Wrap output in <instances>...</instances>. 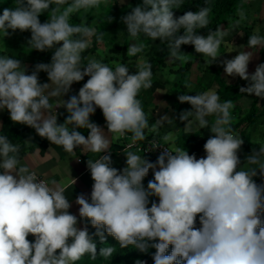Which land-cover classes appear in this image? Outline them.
Returning <instances> with one entry per match:
<instances>
[{"label": "clouds", "instance_id": "obj_1", "mask_svg": "<svg viewBox=\"0 0 264 264\" xmlns=\"http://www.w3.org/2000/svg\"><path fill=\"white\" fill-rule=\"evenodd\" d=\"M101 2L15 0L14 7L3 10V38L10 35L9 29L30 31L28 47L55 51L50 63H38L31 74L21 60L0 56V110L6 109L11 121L35 129L40 137L62 146L67 153L78 147L85 154L109 152L87 161L94 181L91 202L84 194L76 198L79 217L96 229L94 235L101 243L106 232L122 249L132 246L147 252L155 248L154 264H264V184L258 185L253 179L257 170L264 176V143L253 149L241 167L238 151L244 140L231 127V100L220 102L215 90L178 96L181 103L191 105V110L179 114L184 128H209L214 134L203 146L205 157L197 159L183 147L164 148L153 163L125 149L126 167H112L111 138L90 122L97 107L102 110L108 133L124 136L130 132L132 144L147 139L146 129L155 133L165 123L174 125V118L163 115L149 125V117L137 99L141 89L152 87V65L147 60L137 65L135 74H129L126 65L113 68L95 57L82 56L91 46V38L95 35L100 41L104 33L97 35L86 17L79 24L70 23V18L81 10L98 9ZM182 3L143 0L122 17L132 41L127 55L144 51L145 45L139 40L145 36L166 43L173 58L186 59L181 45L191 44L205 57L206 65L216 62L220 45L245 19L244 13L240 12L239 19L228 28L218 26L205 37L196 30L208 27L211 9L203 7L175 17L173 9ZM46 11L49 19L41 23L38 17ZM112 19L106 16L107 22ZM181 29L183 35H178ZM247 48L252 51L244 49L222 61L224 72L249 82L240 88L241 94L264 100V63L258 64L253 74L248 73L256 52L253 50L264 48V36L258 29L250 35ZM41 71L47 73L50 83L39 82ZM86 76L89 79L78 95L62 99L74 82ZM60 107L69 113L63 123H58L55 112ZM211 116L215 120L210 124ZM80 128L90 130L87 138L77 131ZM19 152V144L0 135V264H75L86 254L92 260L97 256L111 258L116 248L106 245L98 253L87 226L77 227V216L68 211L71 204L65 189L56 181L50 185L28 166L20 165ZM150 169L154 179L145 189L142 181ZM150 196L158 197V203L151 201V207ZM29 234L35 237L34 242L27 239ZM170 245L171 253L166 255ZM136 264L146 262L137 260Z\"/></svg>", "mask_w": 264, "mask_h": 264}, {"label": "trees", "instance_id": "obj_2", "mask_svg": "<svg viewBox=\"0 0 264 264\" xmlns=\"http://www.w3.org/2000/svg\"><path fill=\"white\" fill-rule=\"evenodd\" d=\"M129 2L120 4L118 0H110L108 5H103V0L98 9H91L86 12V23L88 26L91 25V22L94 20L95 15L98 14L101 10L104 11V17H98L96 19V24L93 26L96 29L97 35L100 33H104L103 39L98 41L96 36L94 35L92 39L91 46L82 53V56L88 57L89 54H96L100 49L99 46L103 43L107 44L108 42L113 41V39L108 38V34L110 32H115L116 30L121 29L123 21L122 17L125 16L126 12H131L132 8L137 5H142L143 0H128ZM15 6V0H0V15L3 14V10L5 8H12ZM54 7V6H50ZM203 7H209L211 9L209 13L210 23L207 28L197 29L196 34L207 36L210 30L214 31L218 26H223L224 28H228L230 23L235 19H239V13L243 12L245 15V19L247 21L246 26L244 27V32L248 33L252 29V23L255 20L251 0H183V3L180 8L173 9L174 16L179 17L182 16L185 12L192 11L196 12ZM98 10V11H97ZM84 10H81L78 13H74L70 22L72 24H79L81 22V13ZM97 11V13H96ZM96 13V14H95ZM106 16L112 17V21L109 23L106 21ZM38 19L41 23H45L49 19L48 12L42 13ZM251 26V28H250ZM233 30H240L239 26L235 27ZM260 30V35H264V26L258 28ZM241 31V30H240ZM10 35L7 37H0V56H8L10 58L19 59L22 61L23 65L27 68V74H31L32 71L35 70V65L38 63H50L51 57L55 51H45L40 52L37 50H32L27 45V41L31 38L30 31L21 32L20 30H16L12 32L9 29ZM123 42L122 47L120 44H116V48L121 49V52L118 55H110L108 58L103 57L102 62L108 64L114 59L120 58V63L129 67V74H135L137 66H131L127 64V62L132 58H137L141 53H137L135 56L127 55V48L130 44V38L127 34V27L125 26L123 29ZM2 35V34H1ZM178 35H183V29H181ZM158 40V39H157ZM139 42L144 43V45H150L152 40L148 37L141 36ZM59 46V45H58ZM223 44L220 45L219 49H222ZM9 48H12L11 50ZM147 49V48H145ZM194 49V46L189 45H181L182 55L186 57L184 61L180 59H176L170 56L169 49L166 43L159 44L146 56V60L152 65V87L150 89L144 90L141 89L139 92L137 99H139L142 103V108L145 113L149 108L150 112L154 111L156 107H154L153 96L158 92V90H163L165 87V83L170 82L171 87L167 88V92L170 95L176 93L179 95L186 89L190 81L188 79V73L191 72L193 66V59L187 55V53ZM259 52V56L261 57V63H264V48L257 49ZM111 53V50L109 51ZM183 62V65H182ZM221 67L216 68L212 65H207L200 72V75L196 76L194 81V87L189 90L187 95H196L198 93H203L208 90H215L216 93L220 97V102H225L231 100L236 110H241L240 106H237L235 103L239 101L245 94L240 93L241 87H246L248 85V81L241 79L239 76H236V80L234 82H227L223 76H221ZM173 74H179L180 79L178 77H174ZM250 75L252 73H249ZM46 72H39L38 77L43 78L46 77ZM171 78H173L171 80ZM89 77H84V79L80 82H75L77 84V90L83 86L84 83L87 82ZM165 80V82L162 81ZM176 84V86L174 85ZM177 85L179 87L177 88ZM196 90L198 93H196ZM166 92V90L164 91ZM166 92V94H168ZM74 95V94H73ZM165 95V94H164ZM249 95V94H247ZM169 96V95H167ZM252 97L251 109L246 112L245 115L239 117L234 122H231V127L235 134H238L244 140V150L239 156L241 163H244L246 157L251 155L253 149L258 148L260 145V141L253 140L252 135L248 136L246 134V130L250 126L253 128H258V124L264 123V100L256 97L254 94L249 95ZM258 102L260 104H258ZM234 109V108H233ZM239 115V114H238ZM248 128H245V126ZM246 126V127H247ZM242 127V128H241ZM27 128H17L15 127L9 120V112L5 110V114L3 117L2 125L0 126V135H5L9 138L11 142L19 141L23 142L26 137ZM264 136V134H262ZM205 143L199 142L196 144L197 149L204 148ZM153 158V157H152ZM144 188L147 189V186L143 184ZM149 207H151V201H156L158 203V197L150 196L149 197ZM198 217V216H197ZM261 219L264 220V215L261 216ZM197 224V221H196ZM195 226L197 227V225ZM88 232L90 235H93V240L97 245V252L99 253V249L104 246H112L116 248L113 256L107 260L104 258L97 256L95 260H92L89 255H85L81 258V260L76 261L75 264H136L137 260H141L146 262V264H154L153 255L156 251L155 248H149L147 252H141L138 249L129 246L127 248H120L118 242L106 232L104 233L106 239L103 243H101L100 238L95 236L94 233L96 229L89 224L87 226ZM71 242V239L69 240ZM172 250V246H169L166 255L170 254ZM59 250H57L58 254Z\"/></svg>", "mask_w": 264, "mask_h": 264}, {"label": "crops", "instance_id": "obj_3", "mask_svg": "<svg viewBox=\"0 0 264 264\" xmlns=\"http://www.w3.org/2000/svg\"><path fill=\"white\" fill-rule=\"evenodd\" d=\"M261 17L260 20H262ZM258 20L255 18L254 22ZM260 25V24H259ZM261 26H264L261 24ZM258 29V28H254ZM260 33V30H259ZM264 36V35H262ZM261 64V62H260ZM252 73L253 72H248ZM39 82L43 83H50L48 76L39 78ZM166 84V83H165ZM171 87V86H170ZM164 90V89H163ZM163 90H158L157 93L162 95V99L159 101L156 100V94L153 96L154 102V111L150 112L149 108L146 114L149 117V125L152 126L156 123V120L159 119L163 115H168L171 118H174V125H168L167 123L163 124L162 126H158V129L155 133H149L148 130H145V134L147 137H156L162 141L161 138L167 136V139L164 138L165 143L169 144L170 147L174 150L176 147H183L185 150L188 151L189 154H196L200 158L205 157L206 153L204 148L197 149L196 144L199 142L206 143L207 139L210 138L213 133H211L209 128L198 129L195 126L189 131L184 128L185 123L179 120V114L185 110H191V105L187 102L181 103L179 100L177 101L179 107L177 108L172 100V95L166 94ZM77 84L74 82L71 85L70 91L62 97L64 100H68L73 94L78 95ZM205 92V91H204ZM165 94V95H164ZM187 94L184 92L180 93L178 96ZM169 95V96H167ZM247 95V94H245ZM242 99V98H241ZM241 99L237 101L235 104L240 106L245 112L235 116V120L239 117L246 114L251 109L252 98L251 101L248 103H240ZM244 105V106H243ZM5 110H0V126L2 124L1 120L4 117ZM57 113V120L58 123H63L66 117L69 115L66 108L60 107L55 109ZM231 116H234L231 115ZM191 119V118H190ZM10 122L17 128H27L26 137L23 142L14 141L12 143L20 145V152H19V160L20 165H26L29 167L31 171H34L42 180L49 182L51 185L52 181H56L59 187L65 189L64 194L66 198L69 200L71 207L69 208V212L73 215L77 216V227L84 228L90 224L87 220H82L79 217V205L76 203V198L80 194H84L85 197L90 201V195L92 191V186L94 181L91 178L90 170L87 167L88 159H98L100 155L109 154V152L105 153H83L81 148L74 149L73 153H67L63 150L62 146H56L51 144L46 138L40 137L35 129L19 123H14L10 119ZM90 122L96 123L100 126L106 135L111 138L110 144V155L112 159V167H115L118 170H122L126 167V155L124 154V150L120 145V138L118 134H110L108 133L107 125L105 118L103 116L102 110L98 107L96 108L94 114L90 116ZM231 122H234L233 120ZM235 123V122H234ZM247 126V125H246ZM245 128H248V126ZM242 128V127H241ZM82 135L86 138L89 134V129H77ZM257 132V133H256ZM259 132V135H258ZM130 133V132H129ZM249 133V134H248ZM246 134L251 136L253 140H258L261 143H264V123L258 124V128H253L250 126L246 130ZM260 137L262 139H260ZM28 141V142H25ZM244 150V144L241 146L240 150L238 151V156ZM135 152L138 155L143 156L145 159L149 160L150 162L155 163L157 159L154 157H147L135 150H129ZM245 163V162H244ZM241 163V167L244 165ZM19 166V165H18ZM158 170V168H157ZM72 179L76 180V183L72 184ZM154 179L153 170H149L147 176L144 178L142 183L147 186L150 180ZM258 185L264 184V176L259 181H256ZM199 217V216H198ZM30 242H34L35 237L31 234L27 237Z\"/></svg>", "mask_w": 264, "mask_h": 264}, {"label": "rangeland", "instance_id": "obj_4", "mask_svg": "<svg viewBox=\"0 0 264 264\" xmlns=\"http://www.w3.org/2000/svg\"><path fill=\"white\" fill-rule=\"evenodd\" d=\"M109 2H110V0H103V5H108ZM118 2L120 4H122V3L129 2V1L128 0H118ZM251 4H252V11H253L254 17L258 20L257 22L252 23L253 24L252 25V29H249L251 31V33L250 32H248V33L244 32L243 29H244V27L247 24L246 19H244L241 22V24L239 25V28H240L241 31L240 30L230 31V34L227 37H225L224 42H222L223 46H222V49H219L220 55L218 56L216 62L211 64L212 66H214L216 68L217 67L218 68L221 67V69H220L221 70L220 71L221 72V76H223L227 82H234L236 80V76L235 77L228 76L224 72V66L222 64V61L234 58L236 55L239 54V51H243L244 49L246 51H252L251 49L247 48V42L249 40V37H250L251 34H253L256 31V29H254V28H261V24L264 25V18H262V20H260L261 17H264V0H251ZM97 11H96V13H97ZM128 13L129 12H126L125 16ZM85 14H86V12H84V11L81 13L82 19L85 18ZM98 17L99 18L100 17L103 18L104 17V11L101 10L98 14L95 15V18L91 22L90 27H93L96 24V19ZM125 26H126L125 24H122L121 29L116 30L115 32H110L108 34V38L109 39H113V41L108 42L107 44H105V43L101 44L99 46L100 50L96 54H89L88 57H95L97 60H102L103 57H107L108 58L110 55H118L121 52V49L116 48V44H120V47H122L123 35H124L122 33H123V29H124ZM250 28H251V26H250ZM241 33H243V36L240 35ZM1 36L2 35L0 34V37ZM129 42L131 43L132 41L130 40ZM159 42H161V41L158 39V40L152 41L150 45H147V46L145 45V48H147V49L144 48V51L141 52L139 57L130 59L127 62V64L136 67L138 64H140L143 61H145L146 60V56H148L150 51H152L159 44ZM240 46H244V47H240ZM9 49L11 50L12 48H9ZM51 50L53 51V49H51ZM51 50H49V51H51ZM110 50H111V53H109ZM253 51H256V52L254 53L253 58L250 60V62L248 64V72H253L254 73L257 65L260 64V62H261V57L259 56V52L257 51V49H254ZM187 55H189L193 59V66H192V69H191L192 71L188 73V79L190 81H192V82L189 83L188 86H186L187 87L186 89H184V92L188 94L189 90H191L192 87H194V85H195L194 81L196 79V76L200 75V72L207 65L205 63V57L202 54L196 53L195 49L189 51L187 53ZM184 60H182V61H184ZM119 63H120V58L114 59L113 61L109 62L108 65L110 67L114 68ZM182 65H183V62H182ZM173 76L174 77H178V79H180L179 74H176V75L173 74ZM172 79L173 78H171V80ZM162 81L165 82L164 79H162ZM174 85L176 86V84H174ZM170 86H171V83L167 82L165 84L163 92L165 90L167 92V88H170ZM178 87H179V85H177V88ZM196 93H198L197 90H196ZM251 98L252 97H250L249 95H244L242 97L240 103H243V104H244V102L248 103L249 101H251ZM160 99H162V95L159 94V93H156V100L159 101ZM172 100H173L174 104L176 105V107L178 108L179 107V105L177 103L178 95L176 93H174L172 95ZM258 104H260V103L258 102ZM233 108L230 110V114L231 115L234 114V116H231V117H232V120L235 122V116H237L238 114L240 115V114L244 113L245 109L244 110L241 109L240 111L239 110L235 111V107H233ZM208 119H209V122L211 124L212 122H214L215 116L208 117ZM1 122H3V118L1 120ZM258 135H259V132H258ZM160 139H162V141H164V138L160 137ZM260 139H262V138L260 137ZM257 173L258 174L255 177H253L255 182L259 181L262 178V175L259 174V170H257ZM196 221L198 223L199 219H196ZM199 227H200V223H198V225H197V228H199Z\"/></svg>", "mask_w": 264, "mask_h": 264}, {"label": "built area", "instance_id": "obj_5", "mask_svg": "<svg viewBox=\"0 0 264 264\" xmlns=\"http://www.w3.org/2000/svg\"><path fill=\"white\" fill-rule=\"evenodd\" d=\"M132 133H126L124 136H119L120 138V145L123 149L135 150L140 154L147 156V157H154L155 159L164 151V148L169 150H173L169 144L159 140L156 137H147V139L143 141H137L132 144L131 141ZM132 144L131 148H128V145ZM192 155V154H190ZM196 158L199 159L200 157L196 155ZM37 175V174H36ZM37 177L41 179L38 175Z\"/></svg>", "mask_w": 264, "mask_h": 264}]
</instances>
